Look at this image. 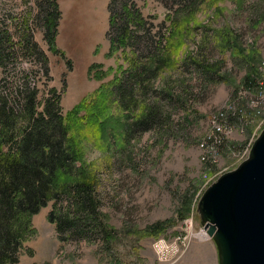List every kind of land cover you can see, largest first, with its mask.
<instances>
[{
    "label": "rangeland",
    "instance_id": "1",
    "mask_svg": "<svg viewBox=\"0 0 264 264\" xmlns=\"http://www.w3.org/2000/svg\"><path fill=\"white\" fill-rule=\"evenodd\" d=\"M110 1L55 0L54 52L45 37V8L52 0H0V47L12 52L0 62V92L15 94L14 84L30 80L39 87L42 110L51 89L58 91L79 147L78 163L97 180L98 220L108 232L62 240L49 219L55 204L50 200L32 216L16 264H219L197 205L214 181L247 159L264 128V100L260 110L253 108L264 90V0H203L178 28L174 57L155 83L156 91L173 94L175 104L164 107L170 121L129 142L110 135L111 128L122 132V123L106 88L119 64H126L111 52ZM137 1L154 31L160 30L168 14L165 1ZM34 41L48 56L49 75L31 50ZM99 89L96 102L77 109ZM236 104L249 107L241 117L245 132L235 129L228 142L218 139L219 154L203 159L208 153L201 142L212 136L213 120ZM10 133L17 137L20 129ZM88 223L97 222L88 217Z\"/></svg>",
    "mask_w": 264,
    "mask_h": 264
},
{
    "label": "trees",
    "instance_id": "2",
    "mask_svg": "<svg viewBox=\"0 0 264 264\" xmlns=\"http://www.w3.org/2000/svg\"><path fill=\"white\" fill-rule=\"evenodd\" d=\"M164 1L168 14L158 31H154V22L143 14L137 0H111L109 4L107 35L111 52L119 53V58L123 55L126 63L119 64L117 74L106 88L110 102L118 108L116 119L122 123V132L111 128L110 135L117 140L121 137L122 142H129L147 130L160 131L171 119L164 107L175 104L173 94L162 89L156 91L155 83L162 70L171 64L170 57H174L171 46L178 28L181 30L203 0ZM58 15V4L52 0L45 8L49 22L45 37L54 52L58 51L55 44ZM31 50L37 52L41 68L49 75L48 56L35 41ZM4 51L0 47V62L12 53ZM29 81L14 84L15 94L0 92V264L19 261L22 241L31 232L32 216L50 200L55 204L49 219L56 224L62 240L69 239L71 234L82 237L90 231L108 233L103 220H98L101 212L97 180L88 178L84 164L78 163L79 147L72 134L73 126L61 111L60 94L51 89L52 98L39 110V87ZM251 84L246 82L249 88ZM102 91L97 90L77 109L96 102ZM24 112L26 120L18 122ZM14 128L20 129L17 137L10 133ZM88 217L95 218L97 223L93 227Z\"/></svg>",
    "mask_w": 264,
    "mask_h": 264
},
{
    "label": "water",
    "instance_id": "3",
    "mask_svg": "<svg viewBox=\"0 0 264 264\" xmlns=\"http://www.w3.org/2000/svg\"><path fill=\"white\" fill-rule=\"evenodd\" d=\"M197 211L219 264H264V128L247 159L203 192Z\"/></svg>",
    "mask_w": 264,
    "mask_h": 264
},
{
    "label": "built area",
    "instance_id": "4",
    "mask_svg": "<svg viewBox=\"0 0 264 264\" xmlns=\"http://www.w3.org/2000/svg\"><path fill=\"white\" fill-rule=\"evenodd\" d=\"M256 98L258 99V103L254 104L253 108L260 110V106L262 104L259 103L264 100V90H260L256 95ZM227 107L228 108H224L223 111L217 116V118L213 120L212 136H210V138H206L204 141L201 142V147L204 150H207L208 153L207 155L203 156V159H206L211 153L219 154L218 150L216 149L217 146L214 145V143L217 142L218 139L221 142H224L235 129L241 130L243 132H245L246 130V126L244 124V121H242L241 117H243L245 114L248 115L247 112L249 110V107H247V105L242 106L241 104H236V106L229 105ZM253 108L250 109L252 111H256L253 110ZM254 113L256 115V113L260 112L256 111ZM233 120L236 121L234 122ZM228 141L229 140H227V142Z\"/></svg>",
    "mask_w": 264,
    "mask_h": 264
},
{
    "label": "bare ground",
    "instance_id": "5",
    "mask_svg": "<svg viewBox=\"0 0 264 264\" xmlns=\"http://www.w3.org/2000/svg\"><path fill=\"white\" fill-rule=\"evenodd\" d=\"M203 232L205 233V234H207V232L205 231V229L203 228ZM199 233H201V231L199 232ZM208 235V234H207ZM201 237V236H200ZM198 238H199V236H198Z\"/></svg>",
    "mask_w": 264,
    "mask_h": 264
}]
</instances>
